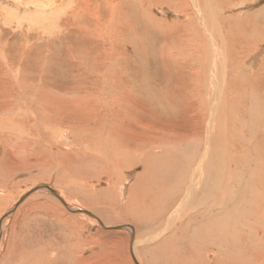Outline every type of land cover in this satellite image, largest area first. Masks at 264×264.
<instances>
[{"label":"bare ground","instance_id":"obj_1","mask_svg":"<svg viewBox=\"0 0 264 264\" xmlns=\"http://www.w3.org/2000/svg\"><path fill=\"white\" fill-rule=\"evenodd\" d=\"M259 1L102 0L101 14L90 6L77 9L79 13L74 10L72 17L76 21L96 13L93 17L97 20L89 29L95 47L103 50L105 45L117 44L115 47L122 45L127 49V45H132L135 53L146 54L154 67L160 66V70L151 71L142 58L141 68L135 70L139 75L136 84L106 82L102 86L92 85L93 88L89 84L85 89L73 82L65 91L56 92L47 83L46 87L28 90L19 80L20 71L10 69L5 53L0 51V57L5 59L2 66H9L5 73L1 68L0 76L1 82L4 77L8 79L0 88L1 150L7 154L14 132L18 136L25 133V138L35 142L43 139V144L38 143L40 147L56 154L63 164L91 145L116 183L124 170L140 165L142 171L129 189L125 207L138 222L150 215L161 220L172 210L159 235L169 231L171 234L176 228L185 248V253L181 251L177 258L173 244L178 241L171 234L161 243V249L144 254L150 259L140 257L141 261L143 258L148 264H264V4H258ZM156 5L175 18L167 21L165 15L161 19L155 17L152 10ZM152 36L157 38L156 43ZM111 68L107 67L104 74L116 77V68ZM66 170H60L58 179L65 184L74 183L75 177ZM42 186L45 185L39 186L41 190ZM63 199L58 200L71 212L86 215L108 228L100 217L70 207ZM5 219L0 225V238ZM123 228H129L132 237L134 263L142 264L135 254L141 239L136 238L131 225L113 227ZM156 238L145 236L142 242L148 244ZM82 248L63 236L40 250L53 251V259H47L49 264H85L87 258L76 255L83 252ZM32 252L30 243L26 256L30 257Z\"/></svg>","mask_w":264,"mask_h":264},{"label":"rangeland","instance_id":"obj_2","mask_svg":"<svg viewBox=\"0 0 264 264\" xmlns=\"http://www.w3.org/2000/svg\"><path fill=\"white\" fill-rule=\"evenodd\" d=\"M260 1L258 4H264L263 0ZM86 6L92 7V10H98L99 14H101L104 9L102 6V0H0V51L1 54L5 53L4 56L6 57V61L9 62L10 69L20 71L19 76L21 79L19 80L28 88V90H34L36 87L43 88L48 85L47 87H49L50 90L54 87V89H57L55 90L56 92H60L73 86L74 83H76V85L79 84L85 89L88 88L86 85L89 84L91 87L92 85L102 86L104 83L110 84L117 81H119L117 83L127 82L134 84L135 82L136 84V76H139L137 75V71L142 66V58L148 64L144 63L149 70H160V66L157 65V67H154L155 65L152 60L149 59L146 54H141L140 52L139 55L138 53H135L132 45H127V49L122 45L115 47L117 44L109 45L111 48L108 45H105L103 50L97 45L95 47V43L89 38V29H92V23L97 20L93 17L96 16V13L93 11L94 15L85 19L87 22L83 20L82 17L77 21L72 17V12L74 10L78 12L79 9L86 8ZM100 6H102V10L99 9ZM249 10L250 9H248L247 12L253 13ZM152 11L153 15L160 19L164 17L163 15L166 16L165 19L167 21H172L175 18L174 14L161 9V7H158L157 5L153 7ZM151 38L153 41L155 39L157 40L155 36H152ZM153 43H156V41ZM108 48L110 50H108ZM119 48L121 49V52ZM98 52L101 56H99L100 54ZM96 53L98 54L97 56ZM91 55L93 57L92 62L95 61L96 63L90 61V59L92 60L90 57ZM82 58L83 61L81 60ZM87 58L89 60L85 61ZM147 58L148 60H146ZM3 59L4 58L0 57V76L2 75V72L4 71L5 73V70L9 67L2 66L4 64L2 61ZM102 59L105 60V63ZM119 63L123 64L120 65ZM42 64L45 66L43 67ZM136 64L138 66L141 65L138 67ZM96 66H99L97 67L98 71ZM42 67L44 70H46L47 67L48 69L44 71ZM91 67L96 69L94 70ZM103 67H105V69L107 67H112L111 69L116 68L115 71L117 73V78L115 76L109 78L110 75L106 74L107 72ZM21 69H23V71ZM40 69L41 71L39 72ZM125 70L126 73L124 72ZM94 71L97 73H94ZM104 72H106V75ZM76 73L82 77L84 74V77L82 78L78 75L77 78L75 77ZM129 73L131 74L129 75ZM4 78V81H0V88L5 85V83H8V79L6 77ZM95 78L97 80H95ZM107 78L109 80L113 79L112 81H109ZM155 78L156 84L158 85L159 79L156 76ZM78 79L79 82H75L78 81ZM81 80L82 82H86H83L85 85L82 84ZM102 80L104 82H102ZM44 81L46 83H44ZM7 131L8 130L6 129V132ZM14 134H16L14 137L10 135L12 139L9 137L11 142L6 155L0 147V225L3 219H7L4 221L6 223L4 226V232L1 235L2 240L0 238V264H49L50 262L47 259H53V251L49 252L47 250L49 253H45L41 252L40 248L46 245L49 246L50 243H56V241H59L63 236L70 238L71 243L76 246L83 247V252L79 251L76 255L77 257L85 256L89 264H114L115 262H120V264H124L125 262L128 264H135L132 255L133 241L131 234L129 233V228H123L126 230H114L113 227L118 225H131L135 228L136 238L139 241L141 239V242L136 245L135 254L142 264H148L146 260H144L146 259V255L144 254H146L148 250L152 251L158 247L161 249V243L165 242V238H168L171 234H175V240L178 241L175 246L173 244L175 256L178 258L180 253H185L184 242L179 234V230L177 231L175 228V230H172L174 232L171 231V234L169 231L159 235L163 230L162 227L164 226V222L172 210L169 211L168 214H164V216L161 217V220H157L154 215H150V217H148L150 219H142L143 221L138 222L133 218V213L125 207L129 200V189L134 183L137 175L142 171L140 165L124 170L122 172L121 180L116 183L115 178L109 176L107 168L100 161L101 157H99V153L95 152L91 145L85 147L86 153L83 148L82 152H84L77 154L78 157L76 156L72 161L66 160L69 163L64 162L63 164H60V161L57 160L58 156L56 154L51 153L49 149L45 150L40 147V144L38 143L43 144V139L39 140L41 142L38 140L35 142L36 140L25 138L28 137L24 136L25 133H22V135L19 136L17 135L19 134L18 132H14ZM0 136L2 137V135ZM17 141L20 144L16 143ZM93 157L94 159L92 160ZM95 159H98L96 164H94ZM97 162L99 164L101 163V165ZM60 170L70 172V176L73 175L72 177H75L73 178L74 183L72 181L71 183L65 184L66 182L60 181L58 179L60 178V174L58 175ZM126 180L128 183H126ZM41 185H49L53 187L58 194L64 197L68 202V205L71 204L70 207L73 206L77 209L86 210L95 214L97 217H100L102 223L108 228H104V226L97 222V220L93 221L86 215L84 216L71 212L59 202L51 192L49 193L46 189L41 190L39 188ZM21 197H23L22 201ZM101 215L106 218V222L103 217L101 218ZM145 220H149L150 223L147 224ZM157 222H159V224ZM168 233L169 235H167ZM145 236H157V238L147 244L146 242H142V239H144ZM85 241H87L86 244ZM30 243L33 245V252L32 255L28 257L25 252ZM94 257H96V259ZM140 257L144 258H142L144 263L141 261ZM146 257L149 258L148 256ZM87 262L85 264H88ZM177 262L178 261L174 263ZM166 263L169 264L168 262ZM161 264L164 263L161 262Z\"/></svg>","mask_w":264,"mask_h":264},{"label":"water","instance_id":"obj_3","mask_svg":"<svg viewBox=\"0 0 264 264\" xmlns=\"http://www.w3.org/2000/svg\"><path fill=\"white\" fill-rule=\"evenodd\" d=\"M42 189H46L49 192H51L56 198L60 199L62 201V199L60 198V196L57 194V192H55L53 189L49 188L48 186H42ZM89 213V212H88ZM90 214V213H89Z\"/></svg>","mask_w":264,"mask_h":264}]
</instances>
